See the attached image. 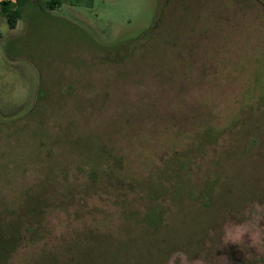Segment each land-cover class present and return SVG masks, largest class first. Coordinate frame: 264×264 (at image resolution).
<instances>
[{"label": "rangeland", "instance_id": "374dc122", "mask_svg": "<svg viewBox=\"0 0 264 264\" xmlns=\"http://www.w3.org/2000/svg\"><path fill=\"white\" fill-rule=\"evenodd\" d=\"M47 1L0 39V264H264V0Z\"/></svg>", "mask_w": 264, "mask_h": 264}, {"label": "trees", "instance_id": "16d2710c", "mask_svg": "<svg viewBox=\"0 0 264 264\" xmlns=\"http://www.w3.org/2000/svg\"><path fill=\"white\" fill-rule=\"evenodd\" d=\"M28 1L29 0H14L13 2L2 1L0 3V7H1L0 12L5 16L6 22H7V26H8L9 29H14L16 27L17 21L21 18L23 9H24V7H25V5L27 4ZM50 6H53V5H50ZM156 28H157V20H154V23L144 33L143 38L149 37L156 30ZM10 42H11L10 40L7 42V50H6V52H7L8 56H10L11 58L15 59L17 57H13L12 54L10 53V51H9L8 44ZM109 51L114 52V54H112V52H109ZM109 51H108V56L111 55L112 57H115V58H117L120 54H122V56H124L125 58H128V56H130L131 53L133 52L132 49L126 48L125 45H120L118 48L112 49V50H109ZM172 180H175V178L172 177ZM186 184L187 183H182V182H179V181L175 180L173 188L171 187L172 190H169V191L165 190L164 191V195L168 196L171 199H174V198H177V197L188 199L190 197V195H189V192H188V188L185 189V185ZM158 189L162 190L163 186L161 185L160 187H158ZM213 190H214L213 184L212 183H208V187H206L201 193H199L197 195L198 196L197 200H199V201L202 200L203 202L209 201V199L211 197V193H212ZM154 193H155V191H154ZM146 217L147 218L144 219V221H145V223L147 225H149L150 227H156L157 226V223L155 221V219H156L155 216H150L148 214ZM16 232L17 231L14 230L11 233L7 243L4 246V249L6 247L14 244L11 247V249H13L15 244L20 242V237H18Z\"/></svg>", "mask_w": 264, "mask_h": 264}, {"label": "crops", "instance_id": "0c3cea01", "mask_svg": "<svg viewBox=\"0 0 264 264\" xmlns=\"http://www.w3.org/2000/svg\"><path fill=\"white\" fill-rule=\"evenodd\" d=\"M1 2H2V0H0V3H1ZM9 2H13V0H11V1H9ZM47 3H48L49 5H53V4L56 5V4H57L56 2H54V0H49V1H47ZM27 4H28V2H27ZM49 7L51 8L52 6H49ZM0 10H1V7H0ZM3 19L5 20V22L3 21ZM19 20H20V19H19ZM19 20L17 21L16 27H15L14 29H9L8 26H7V22H6V18H5V16L0 12V26L3 25V28L5 29L4 32H1V31H0V39H4L5 42H6L8 39L14 37V36H12V35H13V32L16 31L17 28H18ZM3 28H2V29H3ZM5 55H6V61H5V63H7V61H8V60H11V59L8 57L7 54H5Z\"/></svg>", "mask_w": 264, "mask_h": 264}, {"label": "built area", "instance_id": "2783aa9c", "mask_svg": "<svg viewBox=\"0 0 264 264\" xmlns=\"http://www.w3.org/2000/svg\"><path fill=\"white\" fill-rule=\"evenodd\" d=\"M2 1H6V2H9V1H11V0H2ZM14 1V0H13Z\"/></svg>", "mask_w": 264, "mask_h": 264}]
</instances>
